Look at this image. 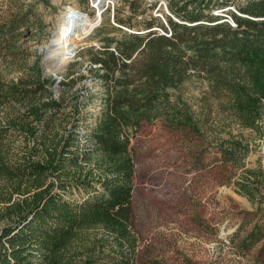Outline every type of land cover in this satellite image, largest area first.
Instances as JSON below:
<instances>
[{"label":"trees","instance_id":"1","mask_svg":"<svg viewBox=\"0 0 264 264\" xmlns=\"http://www.w3.org/2000/svg\"><path fill=\"white\" fill-rule=\"evenodd\" d=\"M168 8L164 23L142 17L143 33L81 49L73 64H86L60 80L26 62V13L0 21V57L22 71L0 77V264H137L129 145L143 122L211 135L236 191L257 201L264 169L246 166L250 143L232 128L264 135V0ZM193 76L207 84L196 102L180 93Z\"/></svg>","mask_w":264,"mask_h":264},{"label":"rangeland","instance_id":"2","mask_svg":"<svg viewBox=\"0 0 264 264\" xmlns=\"http://www.w3.org/2000/svg\"><path fill=\"white\" fill-rule=\"evenodd\" d=\"M129 1L112 0L97 20L91 0H0V21L26 13L28 22L17 39L18 45L28 52L26 62L31 64L38 58L43 74L60 80L66 69L79 70L86 64L85 60L81 65L73 64L81 49L100 48L103 37L120 36L123 31L145 32L139 22L142 17L149 19L152 14L164 23V15H172L169 0H131V4ZM244 1L234 0L236 4ZM68 8L86 14L96 24L91 29L85 26L81 33L87 34L82 37L75 38L76 33L71 31L63 35L61 40L73 51L65 65L55 70L60 48L52 49L44 61L42 58L60 15ZM133 8L137 17L132 14ZM227 8L218 13L228 19ZM116 17L122 20L121 24ZM52 41L51 48L61 47L55 39ZM21 73L16 64H8L0 57V77ZM205 90V80L193 76L180 93L188 101L196 102ZM92 92L95 100L87 109L94 116L102 93L99 82L93 83ZM232 133L242 135L250 143L246 166L264 169V135L238 127H233ZM214 145L211 135L203 138L172 128L159 119L143 122L131 135L132 224L137 238V264H264V182L257 201L250 202L236 191V176H231L229 164ZM251 231L255 232L253 236Z\"/></svg>","mask_w":264,"mask_h":264},{"label":"bare ground","instance_id":"3","mask_svg":"<svg viewBox=\"0 0 264 264\" xmlns=\"http://www.w3.org/2000/svg\"><path fill=\"white\" fill-rule=\"evenodd\" d=\"M92 6L96 10V6L94 3H92ZM69 8L66 9L65 12H63L60 15L59 24L56 27L53 37H52V40L55 39L57 43L61 45V47H53L49 51V53H51L52 49H55V48L61 49V50L60 49L58 50V52L60 53L59 58L56 61V64L58 65H63L69 60L70 58L69 54L72 48V47L68 48L67 45L64 43V41L61 40L63 38V35L68 34L71 31V32L76 33L75 38H79V37H82V35L84 36L85 34H87L84 32L81 33V31L83 30L85 26L89 25L91 29L96 24V23H91L88 16L84 13H77V15L70 14ZM97 20H98V17H97Z\"/></svg>","mask_w":264,"mask_h":264},{"label":"water","instance_id":"4","mask_svg":"<svg viewBox=\"0 0 264 264\" xmlns=\"http://www.w3.org/2000/svg\"><path fill=\"white\" fill-rule=\"evenodd\" d=\"M111 1L112 0H91V5H92V3H94L95 4V6H96V15H97V17H98V20L100 19V13L105 9V7L108 5V3H111ZM77 13H81L80 11H78V10H70V14H75V15H77ZM53 37V36H52ZM52 45H53V41H52V38L49 40V42H48V44H47V46H46V49H45V51H44V56H43V58H42V60L44 61V59L47 57V55L49 54V51H50V49H51V47H52ZM72 51H73V47L71 48V52H70V58H71V54H72ZM69 58V59H70ZM63 65H65V64H63ZM63 65H55V70H57V69H59L61 66H63Z\"/></svg>","mask_w":264,"mask_h":264}]
</instances>
